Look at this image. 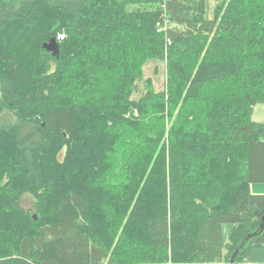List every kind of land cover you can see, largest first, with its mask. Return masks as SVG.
I'll return each instance as SVG.
<instances>
[{
    "label": "trees",
    "instance_id": "1",
    "mask_svg": "<svg viewBox=\"0 0 264 264\" xmlns=\"http://www.w3.org/2000/svg\"><path fill=\"white\" fill-rule=\"evenodd\" d=\"M209 5L210 0H0V55L8 49L4 36L15 27L13 40L16 35L39 33L46 61L44 76L22 81L19 59L9 53L1 59L10 71L0 65V170L5 173L0 177H6L1 186L5 195L13 192L11 209L23 214L22 234L34 233L24 235L0 264H124L114 260L119 251L108 252L84 232L89 206L82 195L68 194L53 222L44 216L47 198L42 189L32 191L33 169L44 164L46 154L49 166L42 168L51 172L50 177L55 171L52 165L59 171L96 177L105 169L104 152H95L85 137L97 139L101 134L87 135L78 126L79 118L89 116L99 128L96 121L106 117L125 132L132 128L134 144L149 147V165L170 159L165 204L136 192L132 212L138 208L144 212V230L136 234L135 242L138 264L264 263V194L250 188L264 183V123L252 119L255 106L264 103V0H217L211 12ZM165 15L176 28H159ZM59 35L64 38L58 39ZM51 38L58 42L57 56L43 47ZM67 59L75 63V71L66 68ZM155 61L166 64L165 89H151L130 100L137 89L134 80L141 79L143 67ZM103 69L110 74L116 70L119 87ZM71 79L76 81V99L57 106V98L47 89L62 93ZM214 86L223 88L224 95ZM105 88L123 94L111 98ZM95 92L101 95L97 106L90 98ZM109 98L123 102L110 108ZM85 100H91L90 108L84 106ZM27 103L43 106L38 113L41 122L33 121L34 111L23 116L21 106ZM153 123H160L157 131ZM191 124L199 134L181 135L174 129ZM46 132L53 134L54 144L45 138ZM119 136L132 142L126 134ZM190 136L199 153L192 145L178 152V143ZM63 147H67L64 161L58 157ZM239 147L242 156L237 155ZM208 161L215 169L204 170L211 165ZM199 163L206 167L200 169ZM202 173L208 176L205 188L203 184L192 188ZM146 182L142 178L138 187L143 190ZM29 193L34 197L32 209L22 204ZM228 194L230 200L223 203ZM1 222L0 216V236L6 237ZM225 225L231 226L227 235ZM126 230L121 227L118 234L123 236ZM117 246L124 251L119 241Z\"/></svg>",
    "mask_w": 264,
    "mask_h": 264
},
{
    "label": "rangeland",
    "instance_id": "2",
    "mask_svg": "<svg viewBox=\"0 0 264 264\" xmlns=\"http://www.w3.org/2000/svg\"><path fill=\"white\" fill-rule=\"evenodd\" d=\"M216 3L217 0H210V5H209L210 12L214 9ZM262 12L264 14V9ZM162 19L163 20H159L160 21L159 28L162 25L167 28H171V27L176 28V25L171 23V21H169L166 15L163 16ZM38 25L40 29L44 27V25L42 24L38 23ZM14 32H17V30H15V27H13V31L11 30L10 33L7 34V36L6 35L4 36L3 42L5 43V47L7 46L8 49H6L4 51V54L2 55L9 53L16 60L17 58L19 59V62L22 66V69L20 71V78L22 79V81L24 79L27 80L30 79L32 75H35L36 77L44 76L45 73L43 72V70L46 61L45 58L42 56L43 52L40 48V41H38L39 33L37 31H34L30 35V37L29 36L23 37V34L20 37L16 35V37L13 40L11 39V36L13 35ZM166 41L167 44L171 43V40L169 39H167ZM68 42L72 43L73 40L69 39ZM27 47H29L30 50ZM167 53L168 52L166 50L165 55L168 56ZM2 55H0V65L1 67L2 66L5 67V69L9 71V66L2 63L1 61L2 57H4ZM74 65L75 63L69 62V59H67L65 62L66 68L71 67V71H75L73 70V68L75 67ZM115 72L116 70H113L112 73L110 74L107 73L106 71L105 75L107 74L108 76H110V81H112L111 83L112 84L116 83L114 86L119 87L118 86L119 84L117 85V83H119L118 82L119 80H117V77L114 78L116 74L113 73ZM96 75L100 76L99 74ZM140 77L141 79L134 80V82H136L137 84V89L135 90V92L132 91L133 93L129 98L130 100L140 98L143 94L146 93V91L149 92L151 89L156 92L165 89V85L167 81L165 62L155 61L147 64L145 67H143V73H141ZM75 82L76 81L72 79L66 81V84L63 85L64 91L62 93L59 92V90H57L58 92H54L53 89H49V88L47 89L50 90L51 96L54 95L55 98H57L54 100L52 97V99L57 104V106H62L65 102H69L70 100H73V96H75L74 99H76L78 92L76 91L77 85ZM231 84H232L231 82L228 84V88H227L228 90L230 89ZM214 88L216 89V92H222L220 94L221 96L224 95L225 92L221 90L223 88H220L218 86H214L213 89ZM108 90L110 91L111 98L119 97L116 95L117 92L123 94L122 90L116 91L117 88H112V89L109 88ZM95 95H97V97H95ZM90 98L96 102V106L100 105L101 95L99 92H95V94L90 96ZM111 98L106 100L110 108L114 104H119L123 102L121 99L118 100L119 102L117 101L118 103L112 102ZM52 99L49 100V102H47L48 105L52 104L53 101ZM90 102L88 100H85L83 104L85 107L90 108L91 107ZM42 107H43L42 105L35 106L30 103L24 104L21 106V108L24 109V115L23 114L22 115L26 117L27 112L34 111L37 114L36 116H34L35 118H33V121L41 122L42 117H40L38 113L42 111ZM25 111L27 112L25 113ZM111 112H108V114H110ZM4 113H8L9 116L15 115V113L13 114L12 111L9 112L5 111ZM127 116H130V114L128 113ZM92 118L93 117L91 116L83 119L79 118L78 126L87 135L101 134L100 137L97 139H90V138L88 139L87 136L85 137L89 142L91 148L94 149L95 152H102V151L104 152L105 161H103L102 164L104 165L105 169L103 171H99L96 177L93 174L87 176L85 174L83 175H79L77 173L72 174L68 170L59 171L54 165H52V170L55 171L53 173V176L50 177V175L48 174H51V172L48 173L47 171L49 170L42 168V166L44 165L49 166L48 161L50 160H48L46 154V157L44 159L45 160L44 164L38 165V167L35 166V168L33 169L35 173L34 180H36L35 182L36 187L32 191L34 193L42 189V195L44 194V196H46L47 198V205L46 206L44 205V208L46 210V215L44 216H46L47 220L50 219L53 222L57 221L55 217L56 216L55 210H57L58 206L60 205V202H62V200H64L68 194L82 195L87 201L89 206V216H88L89 220L87 226L83 227L84 232H86V234L89 235L92 241L94 242L96 241L97 244L103 246L108 252L111 250L119 251L120 253L117 252V254L114 255V260L122 261L124 262V264H138V258L134 254L135 246H137V243L135 242L137 240L136 236H139L136 234H138L139 232L142 233L144 230V229L142 230V226H141L142 223H144V218H143L144 212L141 210V208L135 210V213L132 212V208L134 206L136 207V200L138 199V195L136 194V192L137 191L142 192L143 196H145L146 198L149 197L150 199L152 198L153 200L157 201L159 205L165 204L166 193L168 192L169 190L168 186L170 185V178L168 175L169 174L168 172L170 171V167H171L170 159L168 157H166L165 160L164 158H162L159 163L155 165H149L148 161L150 157L147 156L149 147L143 148L142 146H137L134 144L133 141L134 136L130 135V134H134L132 128H130L131 133L125 132L118 127L119 123H116V120H112L109 117H106L104 119H98L96 121L102 127L99 128L94 126L96 124L94 123ZM252 119L261 120V123H264V103H259L255 106ZM151 126H154V123L151 124ZM211 126L213 127L212 124ZM158 127H160V123H157L154 126V129L157 131ZM174 129L177 130L178 131L177 133L181 135L194 134V133L199 134V132L198 133L195 132L197 130L194 129V126L192 124L186 125L182 128H174ZM213 129L214 128L211 129L209 127V130L212 131ZM166 133L169 134L170 130L169 131L166 130ZM45 134H46L45 138L48 141L50 139L51 144H54L52 138L53 134L49 132L48 133L46 132ZM119 134H126L125 137L127 139H132V142H126V140L121 138ZM75 137L76 136H73L74 140L81 139ZM203 142L207 146V143L204 140ZM179 143L177 145L178 152H180L179 150L181 148L182 149L186 148L188 145H192V147L196 149L195 141L192 140L191 136L190 138H187L185 142H183L185 143V145L183 143L179 145ZM220 145L223 146V144ZM196 150H198L199 153V149ZM203 151L207 152L208 151L207 147H205ZM66 153H67V147H63V150L60 152L58 157L62 159V161H64ZM237 155L242 156L241 147L238 148ZM209 156L211 155L209 154ZM41 163H43V160L41 161ZM208 163L211 165H207V169H204L206 167L205 164H200V163H199V168L207 171L215 169L212 161H208ZM8 164H6L5 166H8ZM97 164L100 163L97 162ZM127 165L129 167L128 169H126ZM80 167L81 169L82 168L84 169L82 163L80 164ZM153 167L154 169L151 170ZM14 168H16L15 165ZM1 174H5L4 171L1 173L0 170V176ZM67 175L68 178H65V176ZM79 176H81L82 179H81V183L77 184L74 182V179ZM16 178H17L16 173H14V176L12 178L13 181ZM142 178H145L147 180L146 184L148 183L147 185L144 186L143 190L142 188L138 187V184H140ZM5 179L6 177H2V178L0 177V216L2 221L1 224L3 227L6 228L7 230L6 234L8 235L6 237L0 236L1 263L4 262V260H7V254L9 250L11 248L17 247L16 245L24 235H30L34 233L32 231H29L27 233L25 232L22 234V229L20 228V226L24 217L23 214L18 216L16 214V211L11 209V206L13 205L12 204L13 192L8 191L10 193L7 192L5 195L4 193L5 189H2L1 186L3 180ZM207 180H208V176L205 173L200 174L198 176L197 182L193 183L194 185L192 188H195L201 184H203L204 186L202 185V187L205 188V184L207 183ZM46 184H48V186H46ZM17 187H19V185H17ZM250 188L252 189L253 193L264 194V183H253L251 184ZM18 190L19 189H16V191ZM10 195H12V198ZM230 196L231 194L225 196L223 203H225L227 199L230 200ZM33 200L34 197L29 193V195H24L22 197V204L25 208L32 209ZM218 200L219 199H216V202ZM40 201L43 202L44 198H42ZM139 206H141V203H139ZM33 211H34V215L38 216V213L35 210ZM43 223H45V220L41 224ZM124 226L127 227V230L125 233L122 234L123 236H121L118 233L120 228ZM230 227H231L230 225H225L226 235L228 234V229ZM118 241L123 245L124 251L122 252L120 247L118 246L116 247ZM179 259L182 258H178V260Z\"/></svg>",
    "mask_w": 264,
    "mask_h": 264
},
{
    "label": "water",
    "instance_id": "3",
    "mask_svg": "<svg viewBox=\"0 0 264 264\" xmlns=\"http://www.w3.org/2000/svg\"><path fill=\"white\" fill-rule=\"evenodd\" d=\"M43 47L47 51L51 52L54 56H57L59 53V45L55 38H51L48 42H45L43 44ZM235 257H236V253L233 255L232 262H234Z\"/></svg>",
    "mask_w": 264,
    "mask_h": 264
},
{
    "label": "crops",
    "instance_id": "4",
    "mask_svg": "<svg viewBox=\"0 0 264 264\" xmlns=\"http://www.w3.org/2000/svg\"><path fill=\"white\" fill-rule=\"evenodd\" d=\"M255 122H260L261 123V120H254ZM251 192L253 193V191H252V189H251ZM230 229V228H229ZM228 229V230H229ZM224 231H225V226H224ZM225 234H226V232H225ZM241 264H257V263H241ZM262 264H264V263H262Z\"/></svg>",
    "mask_w": 264,
    "mask_h": 264
},
{
    "label": "built area",
    "instance_id": "5",
    "mask_svg": "<svg viewBox=\"0 0 264 264\" xmlns=\"http://www.w3.org/2000/svg\"><path fill=\"white\" fill-rule=\"evenodd\" d=\"M64 38V36L63 35H59V37H58V39H63Z\"/></svg>",
    "mask_w": 264,
    "mask_h": 264
}]
</instances>
